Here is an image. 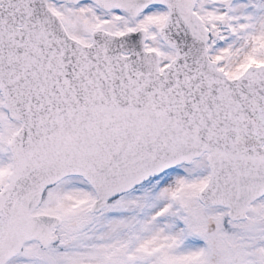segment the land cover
<instances>
[{"label": "snow or ice", "instance_id": "1", "mask_svg": "<svg viewBox=\"0 0 264 264\" xmlns=\"http://www.w3.org/2000/svg\"><path fill=\"white\" fill-rule=\"evenodd\" d=\"M0 264H264V0H0Z\"/></svg>", "mask_w": 264, "mask_h": 264}]
</instances>
